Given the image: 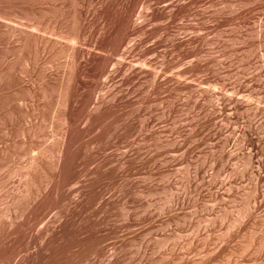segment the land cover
<instances>
[{
  "label": "rangeland",
  "instance_id": "obj_1",
  "mask_svg": "<svg viewBox=\"0 0 264 264\" xmlns=\"http://www.w3.org/2000/svg\"><path fill=\"white\" fill-rule=\"evenodd\" d=\"M0 264H264V0H0Z\"/></svg>",
  "mask_w": 264,
  "mask_h": 264
}]
</instances>
